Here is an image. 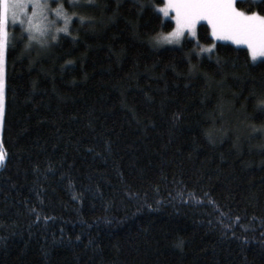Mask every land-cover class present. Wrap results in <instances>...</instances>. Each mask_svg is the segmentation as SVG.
Returning a JSON list of instances; mask_svg holds the SVG:
<instances>
[{
    "label": "trees",
    "instance_id": "obj_1",
    "mask_svg": "<svg viewBox=\"0 0 264 264\" xmlns=\"http://www.w3.org/2000/svg\"><path fill=\"white\" fill-rule=\"evenodd\" d=\"M164 2L8 40L0 264H264V58L207 22L156 47Z\"/></svg>",
    "mask_w": 264,
    "mask_h": 264
},
{
    "label": "snow or ice",
    "instance_id": "obj_2",
    "mask_svg": "<svg viewBox=\"0 0 264 264\" xmlns=\"http://www.w3.org/2000/svg\"><path fill=\"white\" fill-rule=\"evenodd\" d=\"M70 7H75L74 0H68ZM32 4L31 15L27 14V7ZM257 3H264V0H245L243 6H237V0H166L162 8H158L163 15L167 16L169 10H173L172 17L176 27L163 36L169 43L179 42L185 30L193 36L196 35V26L200 21H206L211 27V35L217 39L231 40L236 44L246 45L251 57L255 60L258 56H264V9L253 10ZM158 7V6H157ZM37 9L40 14H37ZM48 9L54 12L57 17L64 20V27L57 28V32L69 33L68 24L71 17L66 14L63 2L57 0L56 8H51L48 0H0V123L4 114V58L8 47V25L12 21L20 20L21 14L27 17L30 39L40 40L47 31V28L54 21H48L43 16V11ZM81 20L84 17H80ZM23 24L24 21L20 20ZM70 34V33H69ZM56 39L55 36L52 37ZM43 43L42 40H40ZM215 45H209L211 50ZM261 103H264L262 101ZM6 152L0 142V165L4 163ZM238 219V218H237Z\"/></svg>",
    "mask_w": 264,
    "mask_h": 264
},
{
    "label": "rangeland",
    "instance_id": "obj_3",
    "mask_svg": "<svg viewBox=\"0 0 264 264\" xmlns=\"http://www.w3.org/2000/svg\"><path fill=\"white\" fill-rule=\"evenodd\" d=\"M82 1H83V0H74V2H75V7H70V6H69V2H68V0H61V2H63V4H64V8L66 9V14H67V15H68L69 13L74 14V13H75L74 11L77 12V10H78V8H79V5L82 4ZM42 2H43V0H42ZM48 2H49V4H50V7H51V8H56V6H57V0H48ZM165 2H166V0H165ZM165 2H164V3H165ZM163 5H164V4H162V5H158L157 9H158V8H162ZM81 6H82V5H81ZM32 11H33V8H32V4L30 3V4L28 5V7H27V14H28V15H31ZM160 12H161V11H160ZM161 13H162V12H161ZM37 14H38V15L40 14V10H39V9H37ZM162 14H163V13H162ZM174 15H175V12H174L173 10H169L168 15H167V16L164 15V16L167 17V18H171V19L174 21V23H175V27H176V22H175V20L172 18ZM43 16L46 17L48 21H55L54 23H55V27H56V28H62V27L65 26V25H64V20H63L62 18L57 17L56 14H53V17H54L55 19L52 18V20H51V17H52V15H51V11H49L48 9H45V10L43 11ZM20 20H23L24 23L21 24V23H20ZM20 20L12 21V20L10 19V21H9V25H8V32H9V38H8V40H9V42H13V40L16 39V38H18V37H20V38H24V39H25L26 35L28 34V35H27L28 38H29L28 41L30 42V44L32 45V47H35V46L38 44V41L35 40V39H30V35H29V33H28L29 31H28L27 17H26L25 15L21 14V16H20ZM201 22H206V21H200L199 23H201ZM199 23H198L197 26H196V35H195V36H193L189 31L185 30L183 36L180 37L178 43L175 42V41L169 43V42H167V41H165V40L163 39V36L166 35L167 33L171 32V31L175 28V27H174L171 31H168V32H162V33H160L159 35H157V36L154 38V41H153V42H154V45H155L156 47H158V48H159V47H160V48H165V47H175V46H179V45H181V44L183 43V41H184L186 38L197 39V38H198V25H199ZM50 25H53V23H51ZM17 26H21V28H22L18 33H16V28H17ZM49 28H50V26H49ZM210 28H211V27H210ZM27 31H28V32H27ZM44 36H45V35H44ZM212 37H213V36H212ZM213 38H214V41H215V42H217V41L229 42V43L235 44V45H237V46H244V47L247 48L246 45H243V44H239V45H238V44L234 43V42L231 41V40L217 39V38H215V37H213ZM215 42H213L211 45L215 44ZM208 46H209V45H202V48H201V49H207ZM212 49H213V48H212ZM205 51H209V50H205ZM263 58H264V56H258L254 61H257V60H260V59H263ZM5 63H6V51H5V58H4V111H5L6 90H7V86H6V65H5ZM3 117H4V114H3ZM2 127H3V120H2V123H0V139H1V134H2Z\"/></svg>",
    "mask_w": 264,
    "mask_h": 264
}]
</instances>
